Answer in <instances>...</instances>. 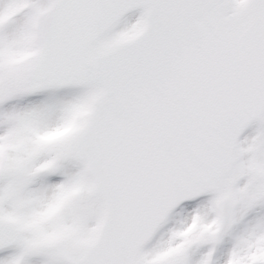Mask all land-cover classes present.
I'll return each mask as SVG.
<instances>
[{
    "label": "snow or ice",
    "instance_id": "1",
    "mask_svg": "<svg viewBox=\"0 0 264 264\" xmlns=\"http://www.w3.org/2000/svg\"><path fill=\"white\" fill-rule=\"evenodd\" d=\"M0 264H264V0H0Z\"/></svg>",
    "mask_w": 264,
    "mask_h": 264
}]
</instances>
